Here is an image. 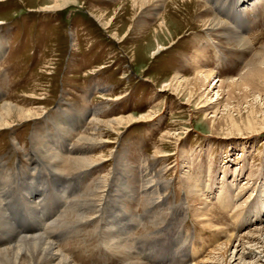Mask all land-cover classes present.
<instances>
[{"label": "rangeland", "instance_id": "1", "mask_svg": "<svg viewBox=\"0 0 264 264\" xmlns=\"http://www.w3.org/2000/svg\"><path fill=\"white\" fill-rule=\"evenodd\" d=\"M50 1L54 3L53 0H0V106L5 102L26 109L45 106L38 118L0 128V199L12 201L11 209L18 205L27 206L17 180L29 174V181L24 178L19 184L23 185L22 191L29 189L33 192L31 184L35 183L44 192L46 188L43 186L47 182L33 180V176L41 171L43 178L52 176L55 188L60 183L74 185L67 201L61 194V198L55 201L60 211L57 216L61 218L72 199L93 190L103 178H106L104 190L110 189L114 198L119 194L116 185L122 175L137 192V188L144 184L141 178L144 171L166 184L162 191L164 202L158 207L160 215L156 216L155 223L148 218L136 222V214L130 210L135 209V213L142 215L148 207L147 202L146 199L145 203L140 201L143 197L139 195H142L140 191L137 195L126 192L128 195L123 201L128 203L125 207L128 212L126 217L119 213L123 228L117 238H125V232H130L139 222L133 239L146 238V232L151 231L157 235V240L151 243L153 249L157 246L159 252L176 250L179 253L167 264L189 262L188 256L180 252L186 244L172 247L171 251L173 242L167 240L160 229L172 217L173 206L185 200L188 189L185 180L188 177H192L196 185L189 190L197 194L199 200L181 212L180 222L184 232L192 238L189 250L193 245L201 247L199 253L191 257V264L205 262L230 235H242L257 228L251 225L244 229L242 222L244 215L256 213L264 206V129H260L264 124V82L257 93L236 90L228 95L212 88L216 82L239 79L255 55L264 52V0H192L195 3L189 4L188 1L159 0V4L165 5L161 8L149 5L150 10L134 20L130 0H69L64 8L43 9ZM217 1L224 3L222 7L244 3L245 15H220L213 5ZM183 5L190 9V14L183 11ZM178 6L183 9L181 13L175 9ZM99 11L105 12L104 23L99 20ZM166 14L176 17L182 28L177 31L172 44L169 39L161 42L164 47L157 52L158 40L153 33L160 21L158 17ZM210 18H220L226 23L203 25L201 21ZM137 21L147 25L148 31L143 38L133 29L129 30ZM229 28L241 34L245 43L233 39L235 32ZM114 30L118 37L112 34ZM164 34L167 38L168 34ZM196 59H200V63H195ZM198 70L213 73L204 86L193 82L177 92L163 91L172 75L193 78ZM191 92H196L200 101L219 102L218 106L210 108L204 117V108L198 112L194 110L198 99L187 104ZM95 112L103 120L131 115L136 121L155 112L157 120L134 122L119 136H113L111 143L88 146L81 142V138L88 135L89 122ZM213 112L217 113L216 116ZM74 114L81 116L80 120L87 117L81 123L72 118ZM229 116L234 121L229 120ZM251 127L258 128V131L250 133ZM183 128H187L184 134L173 140L165 153L156 156L162 136L168 134L167 131L179 134ZM45 148L70 158L87 150L88 157L105 154L106 160L86 169L66 168L62 172L59 170L61 165L54 158H46ZM24 193L28 195L26 191ZM102 198L107 199V192H103ZM221 203L227 207L223 208ZM1 207L0 250L17 244L23 236L43 233L42 236L49 235L51 240L55 239L56 245L67 253L69 251L77 264L123 262L122 255L99 249V242L86 237L83 224L74 230L70 226H50L46 222L43 223L45 228L40 230L41 223H37L34 225L37 230L26 235L10 225L12 217L4 201H0ZM203 209V215L197 217L195 211ZM45 210L50 211L49 208ZM97 210V215L92 218L98 216L95 219L102 223L103 210ZM44 213L42 211L39 215ZM114 214L118 215L117 209ZM132 221L135 223L131 224ZM261 224L264 225V221ZM88 227L93 229L91 223ZM248 245L246 252L251 248L255 252L253 255L245 256L244 260H240V256L231 259L232 249L231 256H226L219 264H264V245ZM215 254L216 258L221 255L217 251Z\"/></svg>", "mask_w": 264, "mask_h": 264}, {"label": "bare ground", "instance_id": "2", "mask_svg": "<svg viewBox=\"0 0 264 264\" xmlns=\"http://www.w3.org/2000/svg\"><path fill=\"white\" fill-rule=\"evenodd\" d=\"M45 1L47 2V0H45ZM53 1H54L53 4H51L52 1H50V3L48 2V4L46 3V5H45V7H43V9H57V8H60V7H63L67 4H69V0H53ZM158 1L159 0H130L133 20L135 18H138V16L141 13H143L144 11L150 10V9H148L149 5L154 6V8L155 7L161 8L162 5H165V4H159ZM172 1L173 2L181 1L184 3H186L188 1L187 4L195 3V1H192V0H171V2ZM152 2H156V4L151 5ZM213 5H214V7H216L219 10V14L224 15V16L235 15V14L245 15L244 12L246 11L245 10V8H246L245 4L242 2H239L238 4H235V5L227 4L225 7H222L224 5V3H222V1H220V2L217 1V2H214ZM183 8H184V5H183ZM175 9L180 13L183 10V9L180 10L181 7L179 8V6L176 7ZM189 10H190L189 8L185 7L183 11H186L188 14H190L191 11H189ZM98 13H96V14H98L99 20H101V22H103L102 20L105 18V16H104L105 12L99 11ZM194 15H196V14H194ZM157 16L158 15L156 14L155 17H157ZM158 19H160V21H159V23L155 29V33H153V37L155 35V38H157V40H158V44L156 47L157 52L162 50L161 47H164V46H162L161 42L169 39L170 40L169 44H172L174 42L177 31L180 30V28H182V25L180 24V22L176 21L177 20L176 17H170L169 15L166 14V15H162V16L158 17ZM246 20L247 19H245V21ZM201 22L205 26H207L209 24L211 26L215 22L217 25H222V24L226 23L225 21L221 20L220 18H216V19L210 18V19H207V20H204ZM146 27H147V25H145L143 22L140 23V21H137L136 23L133 22V25L131 26V28H129V30L133 29L132 31H135V33L138 32L139 36H141L143 38V36L146 35V33L148 31L146 29ZM232 29L229 28V30H232ZM232 31L235 32V30H232ZM164 33L168 34L167 38H166L167 35L165 36ZM112 34L114 35V37L119 36L115 30L112 32ZM159 34H161L162 36L159 37L158 36ZM233 35H235V36H233V39H236L240 43H245L243 36L241 34H239L237 31ZM132 57L134 58V61L137 62L134 55ZM199 60L196 59L195 63H200ZM246 69H247L246 72L243 73L242 76L240 75L239 79H237V80L236 79L235 80H225V81H222L219 83L216 82V84H215L214 88H212V90L217 88L219 90L218 92H222V93L227 92L228 95L234 94L236 90H238V92L241 91L242 93H245L246 91H250L251 93H255V92L257 93L259 88H260V85L263 84L262 82H264V52L258 53L257 55H255V57L253 58V60L250 62V64L248 65V67ZM212 77H213V73L207 72V71H202V70H198V72L194 75L193 78H182L179 75H172L171 80L170 81L168 80L170 83H166L167 85L165 87H163L164 88L163 91L169 90L172 92H177L178 89L185 87V86H188V85L192 84L193 82H195V85L200 84L201 86L202 85L204 86L206 83H208L209 80H211ZM156 83H158V79H156ZM212 90L209 91V94ZM187 97H189V99L186 101L187 104L194 103L198 99L196 102L198 106L194 110H196L198 112V110H201L202 108H204V114H205L204 117H206V114L208 113V110L210 108L215 109L219 103V102H217L216 104H213V102H209V101H204V100L200 101L199 97L196 98V92L189 93ZM12 103L13 102H5L0 106V128L10 127L14 124H18L21 122L23 123V121H26L29 119H33L36 117L38 118L42 114L41 112H43L44 107H45V106H41L39 108L26 109L23 106H19L15 103H13V104ZM154 114H155V112H150L148 115L142 116L137 121L131 115L129 117H119V118H113V119H109V120H103L100 118L99 113L95 112L93 114V117L91 116L92 118H91V121L89 122V123H91L90 131H89V133H86V134H88L87 136H84L81 138V142L83 144H88V146H103V145H105V143H111L110 139L113 136H119L123 131H125L127 128H129L134 122H155L157 120V118L154 117ZM216 114L217 113L215 112L214 115L216 116ZM197 115L196 116L194 115V117H198ZM228 118H229V120L234 121L233 118H231L230 116ZM262 125L263 126H261L260 129L261 128L264 129V124H262ZM185 130H187V128H183L182 132L179 134H174V133H172V131L171 132L167 131L168 134H165L164 136H162L161 143L156 148L155 155L157 156L159 154L165 153L167 151V149L170 147L171 143H173L172 141L178 140V138L180 136H182V134H184ZM249 130L251 131L250 133H253V132H257L258 128L251 127V128H249ZM231 131H232V129H231ZM187 132L188 131H186V133ZM40 143H42V142H40ZM49 150L50 149L47 148L46 150H43V153L46 154L47 159L54 158L58 162L57 164L63 166L64 168H61V166H60V169H59L62 172H64L66 170V168H71L73 170L86 169L88 167H91V166L99 163L100 161L106 160L105 154L97 156V157H88L87 150H85L84 153H79L78 155L76 154V156L71 157V158L66 157V156H65L66 158L59 156L53 152H50ZM72 153L73 152H70V154H72ZM178 165L180 166V164H178ZM128 177H130V176H128ZM141 178H142V181L144 182V184H143L142 188H137L138 191L134 192L133 186L129 185L130 182H129L128 178L126 176L122 175L121 178H119V180H118L119 183L116 185L117 189L119 191V194L116 195L115 198L111 196L112 191L110 189L104 190L105 187L103 188V185L105 184L104 182H105L106 178L101 179L95 185L93 190H90L84 194L79 195L74 200L72 199V201L69 202L70 205L68 206V209L66 210L64 215L61 218H59L60 216L59 217L57 216L51 223H49V225L50 226L54 225L57 227L63 226L64 228L70 226L71 227L70 229L75 230V228L77 229L79 226H81L83 224L84 225L83 231H85L86 237L91 238V239H95L93 241L99 242L98 247H101L99 249L113 250V252H115L119 255H122L123 256L122 264H167V262H169V260L172 259V256H179V253L176 250H175V252H171V253L169 250H167V251L164 250V251L159 252L157 250L156 245H155L156 247H154L155 249H153L151 243L157 240V238H156L157 235H156V233L151 232V231L146 232V235H145L146 238H142V239H139V238L136 239L135 238V239H133L132 236L136 233L137 229L139 228V227H137V226H139V222L137 223V225L134 226V228H131L130 232H125L126 233L125 238H122V239L117 238L120 236L119 230L121 228H123L121 226L122 219L119 218V217H121L119 215V213H121L122 216L126 217V214L128 212V211L127 212L125 211V207H127L126 204H128V203L123 201V198L125 199L126 195H128L126 192L132 191V192H134V194L137 195V193L140 191L142 193V195L139 193L138 194L141 197L143 196L142 198L140 197L141 198L140 201H142V202L144 201V203H145L144 199H146V202H147L146 205L148 207H147V209L144 208L145 209L144 214L138 215V213L134 212L135 209L130 210V212L136 214V215H134L136 222H137V219H139L141 222H143L146 218H148L149 220L154 221V222L151 221L152 223H155L156 222V216L160 215L158 212L159 211L158 207L160 205H162V203L164 202V199H163L164 195L162 194V191L164 190L166 184L158 182L156 179V176H151L150 174H145L144 171L141 174ZM145 180H147L149 182H145ZM167 182L168 181H166V183ZM185 183L188 186V189L186 191L184 190L186 192L185 200L183 201V203L179 204L177 202L173 206V209H171L172 217L168 221L166 220L167 221L165 224L166 226L164 225L165 227L162 226V227H160V229L162 228L161 231H164V235L166 236V238L168 237L167 240L173 242L172 246L170 248L171 251H172V247L176 248L178 245H181L183 243L186 244V246L184 248H182L180 252L182 254H184V256H186V255L188 256L189 262H186V264H191L192 263L191 257L196 256L199 253V250H200L199 248H201V247L195 246L192 244L193 246L190 247L192 250H189L188 245L191 244L192 238L189 236V234L184 232V229L182 228V223L180 222V220L182 218V217H180V214H181V212H183V210L185 211L187 209V207L190 206V203H192V202L197 203L199 198L196 197L197 194L191 192V190H193L191 187L193 185H195V183L192 181V177H188L185 180ZM68 185L72 189L73 184L68 183ZM31 186H32L31 189H34V191L32 192V191H28L29 189H26V192L28 194H32L34 192H38L40 194L41 192H43L42 189L40 190V187L37 186L35 183H32ZM123 187H125V188H123ZM189 188H191V190H189ZM61 189L62 190L59 191V194H61L60 196H62V197H66L63 199H65L67 201V196H65V194H66V192H68L69 188L62 187ZM20 192H22V191H20ZM103 192H104V194H105V192H107V199L102 198ZM26 198H27V196L25 195V199ZM4 200H6V198L0 199V201H4ZM102 200H103V202L101 203ZM157 201H160V202H157ZM29 202L35 203V205H37V207H41L44 210V208H43L44 207V199L43 198L37 197L34 201L31 200ZM100 203H101V205H100ZM8 204H9V202H8ZM226 205L222 204L223 208H226L227 207ZM1 208H0V210L2 211L3 208L2 209ZM64 208H65V206H64ZM99 208L102 209L103 213H104V218H103L104 221L102 223H99V220L95 219L98 216H96L95 218H92L93 215L98 213L97 209H99ZM262 208H263L262 210H260L256 213H252V214L248 213V214L244 215V219L242 222V228H244V227L246 228V227L251 226V225H252V227L257 226V228H253V230H251V232L249 231V232L244 233L242 235H240V234L239 235H230L228 240L224 244H222L221 247H219V248L215 249L213 252H211V254H210V256H208L207 260H205V262H201L200 264H219L221 262V260L226 258V256H231L230 251L232 249H234V252L232 254L233 257L231 259H234V258L240 256L239 259L244 260L245 256L253 255L255 252L251 248L249 249L248 252H246V249H248L247 246H249L248 244H255L256 245L257 243H261L262 245H264L263 244L264 243V225L261 224L264 221V206ZM116 209L118 211L117 216L114 214ZM49 210L51 211L50 208H49ZM41 211H42L41 209L37 210V213H38L37 216L38 217H39V213H41ZM205 211H207V208L205 209ZM195 212H196L195 213L196 216L198 217V216L203 215L204 209L202 211L196 210ZM151 213L153 214L152 217H151ZM99 217H101V216H99ZM89 223H91L93 225V229H92L93 231L89 230V227H88ZM133 223H135V222L132 221L131 224H133ZM158 223H159V221H158ZM45 224H47V223H45ZM74 224H76V227H74ZM0 226L1 227L3 226L1 222H0ZM128 226H130V225H128ZM149 227H151V226H149ZM209 227H211V225ZM126 229L128 230L129 227H126ZM40 230H42V228ZM88 230H89V232H87ZM219 231H221V230H219ZM153 233H154V235H153ZM47 234H49V233H47ZM71 234H72V232H71ZM31 235H33V236H23L20 238V240L17 242V244H15L9 248L1 249L0 250V264H77L74 261V259L72 258L69 251H68V253H69L68 254L67 250H64L61 246L56 245V242L53 241L55 239L51 240L49 235H48L49 238L42 236V235H45L43 233H40L37 235H35V234H31ZM142 235H144V234H142ZM11 238H13V237H11ZM244 239H246V242L244 241ZM210 242H211V239H210ZM210 242H208V240H207V243H210ZM131 246H134V247L132 248ZM64 248H66V247H64ZM221 248H223L222 249L223 252L220 251ZM189 251H190V253H189ZM216 251H217V253L218 252L221 253V255L218 258H216L214 256V255H216L215 254ZM189 254H191V255L189 256ZM234 254H236V255H234ZM212 256H214V257H212ZM263 257H264V254H263ZM261 260H263V259H261Z\"/></svg>", "mask_w": 264, "mask_h": 264}]
</instances>
